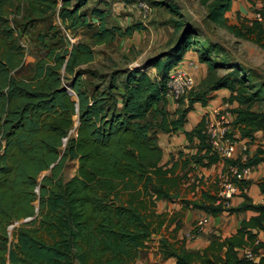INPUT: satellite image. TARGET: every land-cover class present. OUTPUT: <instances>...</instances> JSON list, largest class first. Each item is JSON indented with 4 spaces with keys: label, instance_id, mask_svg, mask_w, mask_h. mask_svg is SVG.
Returning <instances> with one entry per match:
<instances>
[{
    "label": "trees",
    "instance_id": "1",
    "mask_svg": "<svg viewBox=\"0 0 264 264\" xmlns=\"http://www.w3.org/2000/svg\"><path fill=\"white\" fill-rule=\"evenodd\" d=\"M234 1L199 0L209 21L264 49V27L258 20L243 21L240 26L228 23L226 14ZM247 1L254 8L261 1L254 12L264 16V0ZM83 6L82 0L75 4L71 0H0V264H132L163 225V217L156 213L157 202L175 201L181 194L187 179V173L177 174L181 162L182 171L191 165L210 168L224 162L223 172L231 166L254 170L264 163V145L252 156L247 151L245 163L240 157L222 160L213 153L203 133L204 116L185 133L187 148L195 153L186 157L181 153L171 167L162 165L157 135L179 133L194 105L206 106L211 94L222 89L230 91L225 100L234 115L232 134L237 131L240 140L253 143L264 132V85L249 91L246 84L251 78L237 66L219 75V68L228 65L212 61L209 54L219 49L213 45L212 51L200 56L208 65L206 79L171 114L166 99L168 75L193 45L194 34L191 27L173 20L175 31L183 32L170 50L138 68L114 72L105 89L95 85L90 91L82 67L95 61L92 46L130 38L146 27L142 23L125 29L109 27L104 11L93 8L89 14L82 12ZM170 9L179 14L175 6ZM89 15L98 18L97 26ZM54 16L63 28L62 35L54 32V42L62 37L67 41L64 30L74 34L88 29L93 31L91 44L44 43L45 56L32 74L18 76L26 59L19 31ZM150 68L156 70L155 76L148 72ZM67 87L76 97L69 95ZM76 116L77 133L64 145ZM68 160H78V169L65 180ZM249 185L244 182L241 188ZM258 186L264 195V178ZM239 195L243 202L237 207L218 204V190L215 195L205 193L200 201L183 200L184 208L205 210L213 217L249 211L254 215L243 220L234 235L211 240L203 252L161 240L164 257L174 258L176 264H264V201L255 204L247 193ZM15 222L20 225L10 234L8 227ZM247 248L256 261L242 256Z\"/></svg>",
    "mask_w": 264,
    "mask_h": 264
},
{
    "label": "rangeland",
    "instance_id": "2",
    "mask_svg": "<svg viewBox=\"0 0 264 264\" xmlns=\"http://www.w3.org/2000/svg\"><path fill=\"white\" fill-rule=\"evenodd\" d=\"M75 1L77 2L78 0ZM103 1L104 0H88V5L82 9L100 7ZM109 1L112 11V13L109 12L111 14L108 20L110 26L124 27L126 25V22L120 25V18H124L126 15L121 14V16H117L113 14L114 4L123 1L131 9L129 14L134 18L133 23H142L148 27L142 33H135L132 38H119L111 44L95 47V62L83 67L86 71L83 81L90 91L93 90L95 85L105 89L114 72L125 69L126 67L138 68L150 58L164 54L170 50L172 46L177 43L183 32V30L175 31L171 23L173 20L183 22L186 26L191 27L194 33L192 36V44L197 47L199 56H201V53H207L208 50L212 51L213 49L211 47L213 45L219 47L215 52H211V55L209 54L212 61L216 63L225 62V64L228 65L227 67L222 66V68H219V75H226L232 71L230 68L231 66H237L242 69V72L245 73L246 76L251 78L246 84L249 85L250 88L254 87V85H264V49L251 41L237 38L226 28L209 21L207 19V10L200 4L199 0H144L153 9L147 19H143L140 11L124 0ZM242 2L243 0L239 3ZM172 5L177 8L179 14L171 11L170 6ZM236 7L238 9V1ZM247 9L248 13L245 17L239 15V9L236 10V12L229 13L227 17L228 23L240 26L243 24V21L253 20L256 15L254 12L255 9L250 6H247ZM112 14L115 15V17H112ZM53 27H57L56 29L58 30H54ZM62 30L61 22L58 21L55 16L46 23H31V25L29 24L27 27L24 25V28L19 31V41L26 51V61L23 68L18 72V76L24 77L32 74L34 65L45 56L46 47L44 43L50 46L53 45V43H58V46H68V40L64 41L63 37L62 40H57L55 42L53 40L54 32L60 31L62 35ZM92 32V30L81 29L77 33L70 34L76 37V43H91ZM148 72L151 76H155L156 74L154 68H150ZM251 90L252 88L249 91ZM260 104L261 103L255 105L256 110L259 109ZM229 112H231L230 109ZM246 145L248 148L247 151L254 152L256 150L254 144L247 143ZM242 151L243 148H239L238 156H240ZM193 152V149L187 148V146H179L178 150L174 153H168V161L172 159L173 156L176 158L180 157L181 153L186 157ZM77 169L78 160H68L64 171L65 179L68 180L71 178V175H76ZM45 174L46 173H44V175ZM195 176L193 170L188 171L187 179L181 190V200H175L176 202L163 201V204H165L164 210L166 211L162 213L163 224L171 222L173 215H175L176 211L174 210L176 207L179 209L177 210L179 211L178 213L182 211L181 208L184 199L187 201L194 200L195 198L199 199L202 197V191H211L213 185L218 186L217 183L220 176H218V174L215 175L213 173V175L210 176L213 182H211L209 186V181L197 184L196 180H194ZM159 210V204L157 202L156 213L159 214ZM168 210H170L172 214H170ZM196 222L197 220L192 223V231L190 233L193 232Z\"/></svg>",
    "mask_w": 264,
    "mask_h": 264
},
{
    "label": "crops",
    "instance_id": "3",
    "mask_svg": "<svg viewBox=\"0 0 264 264\" xmlns=\"http://www.w3.org/2000/svg\"><path fill=\"white\" fill-rule=\"evenodd\" d=\"M74 1L75 0H71L72 4H75L76 1L75 2ZM82 1L84 5L83 8H85L88 5V0H82ZM237 1H238L239 10L236 7ZM240 1L241 0L234 1L232 5V9L226 14V17H228L229 13L236 12V10L240 12L239 13L240 16L245 17L246 14L248 13L247 6L254 8L253 5L250 4L247 0H243L242 3H239ZM261 6H262V2L257 1L255 8H260ZM93 8L104 11L107 14V22H108L109 17L111 16L109 12L112 13L111 3L109 0H104L103 2H101L100 7H93ZM92 9H82V10L90 13ZM130 12H131V9L123 1L114 4L113 14L117 16H121V14L126 15L124 18H120V25H122L125 22H126V25L124 27H119V28L125 29L126 27L134 24L133 23L134 18L130 16L129 14ZM113 14H112V17H115V15ZM88 17H89V20L92 23H94V25L97 26L99 24L98 18L91 17L90 15ZM57 20L60 21L58 17H57ZM108 26L113 27L109 25V22H108ZM144 27L147 28L148 26L144 25ZM142 32L135 31L134 34L142 33ZM92 47L95 51V47H101V46H92ZM95 60H96V52H95ZM190 61L194 62L195 64V67L190 69V73L194 76L196 80V84L198 86L202 81L206 79L208 75V65L200 61V56L197 51V47L195 45L191 46L190 49L186 52L180 64L187 67V64ZM126 68H129V67H126ZM229 96H230V91L226 89L213 92L206 106H203L200 103H197L194 105V109L190 111L188 114L187 123L185 124L184 128L179 133L173 134V135L159 133L157 135L158 140H159L158 141L159 146L163 150V160L161 162L162 165L168 164V167H171L173 163L179 159V157L176 158L175 156H173V158L168 161V156H169L168 153L170 152L174 153L175 151L178 150L179 146L186 147L190 145L188 141L186 140L185 133L193 130V128L202 120V118L206 116L213 108L218 107L220 105H223V106L229 105L228 103H226V100H225ZM166 99H167V110L171 114H173L174 112L178 110L179 107L173 99L171 98H166ZM231 108L232 107L230 106L228 109H231ZM232 116L234 119L233 114ZM236 134L238 135L237 131H236ZM238 136L240 137V134ZM245 142L246 144L249 143L248 140L244 139L243 143ZM251 144L255 145L254 146L255 149H257L259 145H264V132L258 133L256 135V140ZM255 152L256 150L254 152H249V153L252 156ZM181 165H182V162L180 163V166L177 170V174L184 175L188 173V171L191 169L193 170V173L196 175L194 178V180H196V183L197 184L206 183L207 181H209L208 186L210 185L211 182H213V179L210 176L213 175V173L215 175L218 174L219 176L224 170V162H220L216 165H213L210 168H195L194 169L193 165H191V166H188V168H186L184 171H182ZM64 175H65V172H64ZM74 176L75 175H71V178ZM263 178H264V163L259 165L257 168L253 170L251 179L249 181L250 185H249V188H247V192H246L255 204H260V203H263L264 201V195L260 192L259 186H258L259 182ZM217 190H218V186L213 185V189L211 191L204 190L201 193L202 197H200L199 199L195 198L194 200H191V201L202 200L203 195L205 193L215 195ZM181 199L182 197L180 194V196L176 199V201L181 200ZM163 201L164 200H160L158 202L159 209H160L158 212H159V215H161L162 217H163L162 213L166 212L164 210L165 204H163ZM242 202H243V198L240 195H236L231 202V206L237 207ZM177 210L179 209H177L176 207L174 210L176 212H175V215H173L171 222H169L168 224H163L160 227L159 231L152 235V241L151 243H149L148 248L140 251L137 259L132 264H176V260L174 258L164 257L163 253L161 252V244H160L161 240H168V242L172 243L175 247L182 246L188 251L203 252L210 245L211 240L215 238L225 239L227 237L234 235L239 230L241 226V222L245 219L247 220L250 219L254 215L253 212L249 211V212L234 213V214L223 213L217 217H213L209 215L205 210L194 209V208H184L183 202H182V208H181L182 211L178 213L179 211ZM170 214H172L171 211H170ZM204 217H209V224L205 227L204 231L199 236L193 239L191 236L192 233H190L192 231V223L195 220H199ZM261 237H263V235H261Z\"/></svg>",
    "mask_w": 264,
    "mask_h": 264
},
{
    "label": "built area",
    "instance_id": "4",
    "mask_svg": "<svg viewBox=\"0 0 264 264\" xmlns=\"http://www.w3.org/2000/svg\"><path fill=\"white\" fill-rule=\"evenodd\" d=\"M131 5L136 7L143 19H147L151 12L152 7L144 0H128ZM127 2V0H126ZM255 20H258L262 23L264 27V16L259 13H256ZM65 36L69 41V45L73 46L76 44V37L71 35L69 32L65 31ZM194 62L190 61L187 64V67L178 64L172 68L168 75L167 80V89H166V98H171L175 103L180 106V100L185 98L187 99L188 95L196 88V80L194 76L190 73V69L194 68ZM68 93L70 96L76 97L75 92L67 87ZM230 105L213 108L206 116L204 122V135L206 141L211 148V151L217 155L222 160L227 159H237L240 157L241 163H245L248 159V154L246 153L248 148L246 142L243 143L240 140L237 134H232L233 132V116L229 112ZM79 125L78 116L75 117L74 128L70 130L69 136L63 139L64 145L67 143L68 138L75 136L77 133V128ZM236 133V132H235ZM239 148H243V151L238 156ZM238 156V157H237ZM253 168L244 166H231L226 172L220 174L218 179V197L221 203L226 207H231V202L236 195L240 193H246L247 188H241L242 183L250 181ZM36 193H39V188H36ZM37 203V202H36ZM31 218L24 220V222L30 221ZM20 222H15L14 224L8 227V230L11 234L12 230L19 226ZM209 224V217H204L197 220L194 230L192 232V238L195 239L199 236ZM242 256H245L249 260L256 261L257 257L253 254L252 250L247 248L242 250Z\"/></svg>",
    "mask_w": 264,
    "mask_h": 264
}]
</instances>
